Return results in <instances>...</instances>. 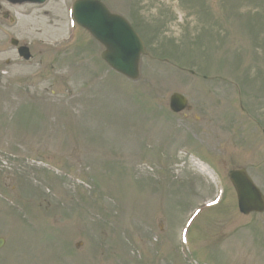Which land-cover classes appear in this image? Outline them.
<instances>
[{
  "label": "rangeland",
  "instance_id": "obj_1",
  "mask_svg": "<svg viewBox=\"0 0 264 264\" xmlns=\"http://www.w3.org/2000/svg\"><path fill=\"white\" fill-rule=\"evenodd\" d=\"M74 1L0 0V264H264L228 180L264 196V0H100L149 53L135 82Z\"/></svg>",
  "mask_w": 264,
  "mask_h": 264
},
{
  "label": "water",
  "instance_id": "obj_2",
  "mask_svg": "<svg viewBox=\"0 0 264 264\" xmlns=\"http://www.w3.org/2000/svg\"><path fill=\"white\" fill-rule=\"evenodd\" d=\"M15 2L43 3L45 0H14ZM73 15L77 24L87 30L104 47L101 58L113 70L135 81L139 77V60L145 50L139 37L120 16L113 15L96 0H78L73 5ZM13 44L15 42L13 41ZM19 55L29 58L27 50H19ZM185 100L179 95L171 97L170 107L180 111ZM229 179L235 189L238 207L242 214L262 212L263 198L254 188L243 171H234Z\"/></svg>",
  "mask_w": 264,
  "mask_h": 264
}]
</instances>
